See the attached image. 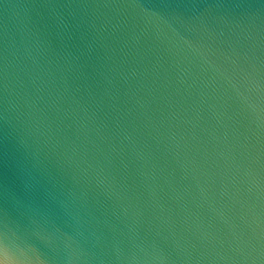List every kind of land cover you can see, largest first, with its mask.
I'll return each instance as SVG.
<instances>
[{
  "label": "water",
  "instance_id": "obj_1",
  "mask_svg": "<svg viewBox=\"0 0 264 264\" xmlns=\"http://www.w3.org/2000/svg\"><path fill=\"white\" fill-rule=\"evenodd\" d=\"M0 242L264 264V0H0Z\"/></svg>",
  "mask_w": 264,
  "mask_h": 264
},
{
  "label": "clouds",
  "instance_id": "obj_2",
  "mask_svg": "<svg viewBox=\"0 0 264 264\" xmlns=\"http://www.w3.org/2000/svg\"><path fill=\"white\" fill-rule=\"evenodd\" d=\"M0 264H22V261L10 251L6 243L0 242Z\"/></svg>",
  "mask_w": 264,
  "mask_h": 264
}]
</instances>
